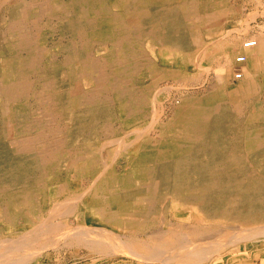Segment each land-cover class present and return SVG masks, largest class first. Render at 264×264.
<instances>
[{
    "label": "rangeland",
    "instance_id": "374dc122",
    "mask_svg": "<svg viewBox=\"0 0 264 264\" xmlns=\"http://www.w3.org/2000/svg\"><path fill=\"white\" fill-rule=\"evenodd\" d=\"M0 1L4 3L3 5L0 2L2 4L0 5V88H5L6 85H10L9 83L13 84V82V85L18 86L17 91L15 90L16 92H14L17 98L15 97V94H13V96L9 98L6 93L2 94L4 93V89L0 92V187L2 188H0V196H2V198L0 197V200H3L0 202V241L8 242L9 244V238L11 236L13 240L11 239L10 243H14L16 240H20L24 238L25 235H28L30 233V229L38 226V223H42V220L43 223L46 222V225H49L50 221L52 222V220L55 222V225L53 224L54 236L51 235L54 238L51 236L50 238H57L55 239L56 241L54 242L53 246H51L52 244L50 243H46L48 241L46 240L48 239V232L41 235L42 237L44 236V238L41 239L43 243L40 241H38L39 243H37L36 241L34 244L27 241V244L28 242L30 244L25 245L31 250L28 248L27 251L26 249L25 251L28 252V250H30V256L26 259L27 261H24V263L22 264H27V262L28 264H162L164 263V258L161 256H159V258L161 257V259L158 258L156 260L157 262L153 259H151L150 261V259H148V256L143 257L144 253L141 251H137L138 255H135V253H131L130 255V251L128 250V252L127 249H124V246L126 244L128 245L127 241L129 240H134L138 243H143L145 242V240L146 242H150L152 241V237L156 236V234H163L161 232V229L166 231L167 228H173V226V229L176 230H174L176 233V237L183 238V240H181L180 242V245L182 246L183 244L185 246L186 243L190 246L191 249L196 241H200V243L208 242L202 244L203 246L205 244V247H209V245L210 247L211 245L215 246L217 245V243L220 244L224 242L225 239H227L226 237H228L227 235L230 234L231 231L238 232L241 229L251 228L249 226L251 224H242V222L236 220V218L231 219L233 218V214L226 217L216 216L217 214H212L216 209V206H208V203L216 195L208 192V197L206 198L205 193H203L204 190L202 189H204L207 185L208 187H213V184L211 182L217 180L228 182L226 187H231L235 190V199L237 201L244 199V205L251 204L252 210L249 213L252 214L251 219L256 220V222L252 224H256L257 227L259 226V224L260 226L264 225V215L262 214V212L264 213V210L260 208L259 204L257 203L261 199H263L264 201V146H261V148L259 147L254 150L255 153H253V150L252 152L249 151L250 149L247 151L244 144L245 138H243L242 136L244 132H248L249 134H256L254 137H248V141H250V138L257 140V137H261L264 132V67L261 68V70L259 69V73L255 74L256 78L254 77V79L256 84L254 87L251 86V88H248L249 90H245L243 92L240 90L237 91V94L235 93V88H240L241 86L244 87V82L242 80L243 77H250L249 74L246 76L244 70L240 66L236 67L237 64H239L240 61V63L247 64L251 60H253L257 54V49L255 47L250 48L249 50H247L248 53H245L244 49L242 48L243 41L252 39V36L258 37L262 34V36H264V0H122V2L121 0H104V2L103 0H53V2L52 0ZM6 2L9 4H7ZM178 3L179 5H177ZM154 4L156 5L154 6ZM165 6L167 7L165 8ZM163 7L164 9H162ZM102 8H104L105 10H103ZM115 8L117 9V13ZM212 8H214L215 10ZM9 9L11 10L8 12ZM48 9L50 10L49 12ZM38 10L41 12H39ZM134 10H138L139 12ZM141 12H143V14ZM126 14L128 16H126ZM44 15L46 16V18ZM132 15L135 16L133 17ZM40 16L42 18H40ZM235 17L237 19H234ZM67 18L68 21L66 20ZM108 19H111L110 22ZM126 19L128 22L126 21ZM88 20L91 24H88ZM107 20L109 23L107 22ZM134 21L137 22L135 23ZM192 22L194 23L192 24ZM120 24L124 25H122L121 27ZM140 24L143 26H140ZM90 25L92 28L90 27ZM215 26H218L219 29ZM96 28H101V30H98L99 32H101V34L97 33ZM105 32L107 35L105 34ZM88 33L90 35H88ZM103 37H106L107 40ZM213 37L215 39H221L223 37L226 39L227 43L230 41L228 43V51L229 53L234 54V56L232 55L233 58L231 57V60L233 59L231 62V64L233 63V69L231 72V76L225 84L226 88H223V85L219 86V83L214 78L218 76V72H220L219 69L221 65L219 64L222 60L219 61V57H216L218 56V54H215L216 56H214L217 61L216 59H213V57L206 58L207 52L211 48V46H208V43L212 44L213 41L211 40H217H215ZM200 38L201 40H199ZM192 39L194 41H192ZM230 39L235 41H232ZM136 40L139 41L137 42ZM114 41L118 42V44ZM83 42L84 44H86L83 45ZM124 42L126 44H124ZM30 43L32 44V46ZM112 45L114 48L112 47ZM163 45L165 47H163ZM37 47L40 50L37 49ZM70 47H72L73 49ZM203 49H205L204 52ZM30 52L33 54L35 53L34 60L38 57L36 60L37 63H31V58L29 56L31 55ZM99 52H102L103 54ZM36 54H38V56ZM86 54L88 55L85 57ZM200 54L201 56L203 55V57H200ZM245 54L246 61H244ZM21 59L23 60L22 63H20ZM67 59H69L70 61L64 65L63 62H65ZM207 59L210 60L208 61ZM191 60L192 62L194 60V65ZM8 61L10 62L8 63ZM125 63L127 64L125 65ZM207 64H209L210 66ZM84 66L88 68L86 69ZM79 68L82 70L79 71ZM200 72L203 73L201 74ZM25 73L28 74L27 77V74ZM46 76L49 77L46 78ZM197 76H199L200 78H197ZM90 77H92L93 79ZM108 80H111V83ZM122 84L124 86H122ZM210 84H212L211 87ZM23 89L25 90L23 91ZM215 90L216 93L219 90L221 91V93L223 92L221 96V98L223 99L221 100L222 105L214 106V108L223 107V110L221 111L223 113H227V110L230 108H234L237 111V113L235 114V121L233 123L228 124L222 122L219 126V128L224 129V133H226L223 136L216 137V143H213L215 146L217 145V147L223 145V150L219 155L213 151L215 150V146L214 148H209V138H207L208 135L204 133L205 130H207V127H205L206 123H204L203 120H205V117L208 114L207 111L203 109V113L202 111L197 112L200 110L201 103L202 105H204L205 98H209L210 94H212V92H214ZM231 93H235V96L232 97ZM22 94H24V97L21 96ZM35 94L36 96H34ZM45 94L47 96H45ZM109 97L111 100H113H107V98ZM229 98L231 99L229 100ZM95 101L98 103H96ZM87 103H89L88 106ZM64 104L66 105L64 106ZM194 104L196 105L194 106ZM62 107L66 108L63 109ZM70 110L72 113L70 112ZM54 112L56 113V115ZM188 113L190 115H193V117L191 119V122L186 123L188 117L185 116H187ZM69 115L72 116L70 117ZM25 116H27L28 118ZM19 117L22 120H20ZM43 117L45 119H43ZM197 117H199L198 123L196 122ZM16 118L18 120H16ZM42 123L43 125H41ZM49 126H54L57 133L53 135L48 134L50 132ZM68 128L70 129L68 130ZM136 128L138 129L136 130ZM132 130H136V133ZM128 131H130L131 134H129L130 132ZM188 131L190 133V136L188 135L186 137L185 135ZM127 132L129 135H127ZM176 132L178 135L176 134ZM134 133L138 134L134 135ZM173 134L176 135L174 136ZM123 135L124 137H122ZM156 136L159 137L157 138ZM130 138L137 139L131 140L133 145L131 147L128 146L125 148L126 143L124 144V142H128ZM261 139L264 140V137H261ZM153 140L155 142H153ZM98 141L99 143L105 142V144L103 143V146L102 144H100L99 148ZM133 141L135 142L133 143ZM58 142L59 146H63L55 147L54 144L56 143L58 145ZM163 142L169 144V151H172L171 155L166 156V154L158 153V149L160 148L158 147V143H160L161 145ZM205 142L207 151H203L204 147L202 146V144L204 143L205 146ZM118 143H120L119 147ZM53 147L54 149H52ZM58 150L60 152H58ZM101 151L103 153H100ZM120 151L122 154L120 153ZM117 152L120 154H118ZM74 153H78L80 156H82L83 161L80 160L79 155L78 157H76L77 161L75 157L72 158ZM104 153L105 155H107L106 157L108 160H106ZM42 154L44 155V157ZM99 154L102 157H100ZM115 154L118 155L116 156ZM229 156L230 158H234V161H238V163L235 164V166H237L234 169L235 173L231 176H228L226 174V171H228V167L230 164V159H227ZM101 158H104L105 160L102 162L103 159ZM110 158H112L113 161ZM131 158L135 159L133 164L132 162H130L133 161V159ZM88 159L90 160L88 161ZM70 160L74 161L72 165H66L68 161L69 163L71 162ZM40 161L43 163H41ZM88 162L89 164L87 165ZM101 163H104V169L103 166H101ZM161 166L170 167L168 169H164V171L163 169H161ZM207 166L208 168H206ZM215 166H218L219 170H215L213 168ZM200 167H204L203 170L205 171H201ZM124 170L128 171L126 172ZM147 170L150 171L147 172ZM78 171L81 173H79ZM123 173L126 175V177ZM78 175H80V177ZM87 177L91 180H89ZM108 177L112 178V182L106 186L107 188H109L104 189L100 184H98L99 186H97V188L108 191L99 193V195L103 196V198L108 197L111 193L113 195H116L113 197L114 199L112 198V201H110L111 199L109 198H107L106 200L104 199L105 201L103 200V206L107 211H109L107 213H110L109 215L113 214V216L111 217L114 218L110 217L111 220H109L107 216H98V214L94 210L92 211V209H88L90 200H87L86 197L83 196L90 188H92L93 190L96 182H106V179ZM114 178L117 182L114 180ZM35 179H37L36 182ZM149 179L150 181H148ZM108 181L109 180H107V182ZM202 184H205V186H202ZM79 186L81 187L79 188ZM110 186L114 188V191L113 188H110ZM20 187L23 188L21 189ZM197 187L199 188L197 189ZM44 188L47 190H45ZM182 188H184L183 191H181ZM185 188H187L186 191ZM82 192L86 193L81 195ZM127 195L129 197H127ZM68 196H70V198ZM117 196H119V198ZM124 196L126 198H124ZM199 197H201L202 200H200ZM103 198L100 197L99 200ZM41 199L43 200V202ZM184 200L186 203L183 202ZM127 201L130 202L128 203ZM131 202L133 203V205L131 204ZM171 205L173 206L171 207ZM73 206H75L74 209ZM70 207H72V211ZM51 209L53 210L51 214H56V216H52L50 214V212L52 211ZM49 210L51 211L49 212ZM188 210L190 213L188 212ZM48 212L50 214V217ZM61 213H63L65 217ZM59 214L61 215L58 216ZM45 215L47 217H45ZM158 215L159 217H157ZM105 217H107V220L105 219ZM140 219H143L144 221L142 220L140 222ZM48 220L50 221L47 222ZM114 220H124L127 223H125L123 226H117L113 223ZM148 220L150 221L148 222ZM56 221L62 222L61 224L58 222L57 225ZM138 221L140 223L137 224ZM135 222L137 225L135 224ZM9 224L11 225L9 226ZM42 224H40L39 226H42ZM56 225L57 227L55 228ZM59 225L62 226L61 229L58 228ZM94 226L100 229H95ZM118 227H120V229ZM200 227L202 228V232L198 230L200 229ZM192 228H196V231L198 230L197 232L199 233L201 232L200 234L198 233V236L196 235L198 238L195 237V239L197 240H194V237L192 239V236L190 237V235H192L191 233L187 236V234H189V232L193 230ZM80 229H84L86 233L91 235L95 233L94 235L97 237H95L94 235H89V237H93L92 239L90 238L93 241L98 240L97 238L100 237L98 236V234H101L102 230L103 232L106 231V234H102H104L105 236H109H107L108 241L103 247L104 249L106 247L107 250L105 249V252L107 251V254L110 252L109 254L111 255H107L105 253L103 254L104 251L101 250L104 249L102 248H100L101 250L98 248H91V250L93 249V251L90 252V248L85 247L86 243H82L79 241L80 244H78V240H73L72 236L68 235L72 234L73 231ZM138 230L140 232H138ZM18 233H20L21 235ZM118 233L121 235H118ZM152 233H154L155 235H153ZM73 235L76 236L77 234L75 233ZM123 235L127 236L128 238H122ZM68 236H70L72 239H68ZM86 238H88V236H86ZM110 239H112V241ZM67 240L69 241L67 242ZM124 240L126 244L124 243L123 246ZM36 243L37 245L39 244L38 247H36ZM75 243H77V245ZM151 243L153 244V241L150 242V244ZM263 244L264 237L251 239L248 241L245 240L241 243H238L237 245L233 244L225 248H218V251L214 249L212 251H214L215 253H211L209 255L207 254L206 256L208 257H204L205 260L203 261H206L205 264H238L237 262H242V264H264ZM33 245L35 247L31 248L33 247ZM202 245L200 246L203 247ZM39 246L42 247L40 248ZM103 255L106 256L104 257ZM31 256L33 258H31ZM8 259L9 261L13 259V255ZM159 261H161V263ZM174 261H176L175 258ZM174 261L173 264H178ZM204 262L201 263L203 264Z\"/></svg>",
    "mask_w": 264,
    "mask_h": 264
},
{
    "label": "bare ground",
    "instance_id": "6f19581e",
    "mask_svg": "<svg viewBox=\"0 0 264 264\" xmlns=\"http://www.w3.org/2000/svg\"><path fill=\"white\" fill-rule=\"evenodd\" d=\"M6 1V0H5ZM45 1V0H44ZM44 1H42V2H44ZM126 1V0H125ZM136 1V0H135ZM173 1V0H172ZM1 2V1H0ZM9 2V1H8ZM52 2H53V0H52ZM95 2V1H94ZM103 2H104V0H103ZM102 2V3H103ZM112 2V1H111ZM121 2H122V0H121ZM155 2V1H154ZM160 2V1H159ZM2 3V2H1ZM0 3V5H4V3H2L1 4ZM7 3V2H6ZM17 3V2H16ZM108 3H110V2H108ZM133 3V2H132ZM169 3V2H168ZM7 4H9V3H7ZM96 4V3H95ZM115 4V3H114ZM122 4H124V3H122ZM135 4V3H134ZM164 4H166V3H164ZM182 4V3H181ZM24 5V4H23ZM107 5V4H106ZM156 4H154V6H155ZM159 5V4H158ZM177 5H179V3L177 4ZM176 5V6H177ZM214 5V4H213ZM212 5V6H213ZM221 5V4H220ZM59 6V5H58ZM65 6V5H64ZM103 6V5H102ZM147 6V5H146ZM151 6V5H150ZM170 6H172V5H170ZM37 7V6H36ZM44 7V6H43ZM66 7V6H65ZM107 7V6H106ZM131 7V6H130ZM162 7V6H161ZM167 6H165V8H166ZM183 7V6H182ZM182 7H181V9H182ZM45 8V7H44ZM136 8V7H135ZM148 8V7H147ZM177 8H179V7H177ZM12 9V8H11ZM11 9H9L8 10V12L11 10ZM30 9V8H29ZM80 9V8H79ZM100 9V8H99ZM103 10H105L104 8H102ZM116 9V8H115ZM130 9V8H129ZM129 9H127V10H129ZM137 9V8H136ZM159 9V8H158ZM162 9H164V7L162 8ZM212 9H214V8H212ZM32 10H33V8H32ZM42 10V9H41ZM133 10V9H132ZM141 10V9H140ZM215 10V9H214ZM7 11V10H6ZM28 11V10H27ZM39 11V10H38ZM50 10L48 9V12H49ZM57 11H59V10H57ZM98 11V10H97ZM134 11H138V10H134ZM142 11V10H141ZM146 11H147V9H146ZM218 11V10H217ZM24 12V11H23ZM39 12H41V11H39ZM54 12V11H53ZM61 12V11H60ZM111 12V11H110ZM139 12V11H138ZM145 12V11H144ZM212 12H213V10H212ZM35 13H36V11H35ZM65 13V12H64ZM116 13H117V9H116ZM136 13V12H135ZM142 14H143V12H141ZM195 13H196V10H195ZM224 13V12H223ZM39 14V13H38ZM63 14V13H62ZM81 14V13H80ZM101 14V13H100ZM112 14V13H111ZM124 14V13H123ZM154 14V13H153ZM7 15V14H6ZM48 15V14H47ZM58 15V14H57ZM57 15H55V16H57ZM66 15V14H65ZM64 15V16H65ZM72 15V14H71ZM76 15H78V14H76ZM82 15H83V12H82ZM88 15V14H87ZM97 15V14H96ZM103 15H105V14H103ZM151 15V14H150ZM159 15H161V14H159ZM234 15V14H233ZM232 15V16H233ZM45 16V15H44ZM91 16V15H90ZM126 16H128L127 14H126ZM133 16V15H132ZM135 16V15H134ZM133 16V17H134ZM153 16V15H152ZM196 16H198V15H196ZM204 16V15H203ZM222 16V15H221ZM37 17V16H36ZM62 17V16H61ZM86 17V16H85ZM124 17V16H123ZM122 17V18H123ZM142 17H143V15H142ZM149 17H151V16H149ZM25 18V17H24ZM40 18H42L41 16H40ZM45 18H46V16H45ZM57 18V17H56ZM66 18V17H65ZM65 18H63V19H65ZM87 18V17H86ZM90 18V17H89ZM116 18H118V17H116ZM159 18V17H158ZM201 18H202V16H201ZM7 19V18H6ZM37 19V18H36ZM35 19V20H36ZM60 19V18H59ZM62 19V18H61ZM136 19V18H135ZM152 19H153V17H152ZM234 19H237L236 17L234 18ZM41 20V19H40ZM58 20V19H57ZM67 21H68V18L66 19ZM101 20V19H100ZM103 20V19H102ZM109 20V19H108ZM108 20H107V22H108ZM111 20V19H110ZM110 20H109V22H110ZM112 20H113V18H112ZM114 20H115V17H114ZM134 20V19H133ZM201 20V19H200ZM199 20V21H200ZM25 21V20H24ZM31 21V20H30ZM30 21H29V23H30ZM55 21V20H54ZM82 21H84V20H82ZM90 21H93V20H90ZM126 21H127V19H126ZM131 21H132V19H131ZM141 21V20H140ZM2 22H3V20H2ZM35 22V21H34ZM75 22V21H74ZM88 22V24L90 23L89 22V20L87 21ZM95 22V21H94ZM102 22V21H101ZM108 22V23H109ZM122 22V21H121ZM120 22V23H121ZM128 22V21H127ZM126 22V23H127ZM135 23L137 22V21H134ZM155 22V21H154ZM191 22V21H190ZM238 22V21H237ZM5 23V22H4ZM51 23V22H50ZM62 23V22H61ZM72 23V22H71ZM80 23V22H79ZM86 23V22H85ZM125 23V22H124ZM150 23V22H149ZM153 23V22H152ZM162 23H164V22H162ZM194 22H192V24H193ZM201 23V22H200ZM43 24V23H42ZM49 24V23H48ZM56 24V23H55ZM59 24H60V22H59ZM91 24V23H90ZM134 24V23H133ZM132 24V25H133ZM151 24V23H150ZM199 24V23H198ZM202 24V23H201ZM38 25V24H37ZM47 25V24H46ZM52 25V24H51ZM70 25V24H69ZM76 25V24H75ZM74 25V26H75ZM99 25V24H98ZM109 25V24H108ZM121 25V24H120ZM122 25H124V24H122ZM122 25H121V27H122ZM148 25V24H147ZM146 25V26H147ZM194 25H196V24H194ZM233 25H235V24H233ZM30 26V25H29ZM77 26V25H76ZM114 26V25H113ZM140 26H143V25H141L140 24ZM197 26H199V25H197ZM207 26V25H206ZM37 27V26H36ZM90 27H91V25H90ZM89 27V28H90ZM100 27V26H99ZM120 27V26H119ZM127 27V26H126ZM134 27V26H133ZM144 27H145V25H144ZM194 27V26H193ZM196 27V26H195ZM215 27H218V26H215ZM214 27V28H215ZM32 28H34V27H32ZM71 28V27H70ZM85 28H86V26H85ZM92 28V27H91ZM124 28V27H123ZM130 28V27H129ZM136 28V27H135ZM188 28H190V27H188ZM199 28V27H198ZM209 28V27H208ZM207 28V29H208ZM211 28V27H210ZM31 29V28H30ZM49 29V28H48ZM97 29V28H96ZM101 30V28H98L96 31H97V33L98 34H101V32H99L98 30ZM112 29H114V28H112ZM111 29V30H112ZM116 29V28H115ZM206 29V30H207ZM218 29H219V27H218ZM51 30H53V29H51ZM56 30V29H55ZM54 30V31H55ZM74 30V29H73ZM72 30V31H73ZM84 30V29H83ZM109 30H110V27H109ZM123 30V29H122ZM139 30V29H138ZM141 30V29H140ZM191 30V29H190ZM197 30H199V29H197ZM204 30H205V28H204ZM34 31H36V30H34ZM39 31V30H38ZM75 31V30H74ZM93 31V30H92ZM116 31H118V30H116ZM128 31H132V30H128ZM217 31V30H216ZM40 32V31H39ZM109 32V31H108ZM139 32V31H138ZM146 32V31H145ZM207 32V31H206ZM218 32V31H217ZM259 32V31H258ZM34 33V32H33ZM53 33V32H52ZM72 33H74V32H72ZM90 33H93V32H90ZM137 33V32H136ZM195 33V32H194ZM211 33V32H210ZM209 33V34H210ZM215 33V32H214ZM214 33H213V35H214ZM224 33V32H223ZM40 34V33H39ZM96 34V33H95ZM105 34H106V32H105ZM117 34V33H116ZM128 34V33H127ZM139 34V33H138ZM143 34H144V32H143ZM199 34V33H198ZM208 34V35H209ZM226 34V33H225ZM73 35V34H72ZM88 35H90L89 33H88ZM94 35V34H93ZM107 35V34H106ZM129 35V34H128ZM201 35V34H200ZM206 35V34H205ZM227 35V34H226ZM263 35V34H262ZM258 36V37H254V36H252L253 38L252 39H249V40H246V41H243V43H242V48L244 49V51H245V53H248V51L247 50H249L250 48H253V47H255L256 49H257V54H256V56H255V58L253 59V60H251L249 63H240L239 62V64H237V66L236 67H238V66H240L243 70H244V73L246 74V76L249 74L250 75V77L248 78V77H243V84H244V87L243 86H241L240 88H235L236 89V94H237V91H245V90H249L248 88H251V86H255V79H254V77L256 76L255 74H257V73H259V69L261 70V68H263L264 67V36ZM66 36V35H65ZM97 36V35H96ZM131 36H132V34H131ZM136 36H137V34H136ZM193 36V35H192ZM192 36H190V37H192ZM221 36V35H220ZM225 36V35H224ZM223 36V37H224ZM72 37V36H71ZM84 37V36H83ZM92 37V36H91ZM100 37V36H99ZM134 37V36H133ZM139 37V36H138ZM138 37H137V39H138ZM204 37V36H203ZM217 37V36H216ZM219 38V39H215L214 37V39L216 40V41H214V40H211V41H213L212 42V44H210V43H208L209 45L208 46H211V48H210V50L207 52V55H206V58L207 57H213V59H216V58H214V56H216L215 54H218V56H216V57H219V61L220 60H222L221 61V63L219 64V65H221L220 66V72H218L219 74H218V76H216V77H214L216 80H217V82L219 83V86H222L223 85V88H226L225 87V84L227 83V80L229 79V77L231 76V72H232V64H231V62H232V60H231V57L233 58V56H234V54H231V53H229V51H228V43L230 42H228L227 43V41H226V39L225 38ZM234 37V36H233ZM244 37V36H243ZM32 38H33V36H32ZM103 38H106V37H103ZM199 38V37H198ZM210 38V37H209ZM212 38V37H211ZM230 38V37H229ZM26 39V38H25ZM69 39V38H68ZM67 39V40H68ZM124 39V38H123ZM158 39V38H157ZM194 39V38H193ZM192 39V41H194ZM61 40V39H60ZM74 40V39H73ZM102 40V39H101ZM105 40V39H104ZM106 40H107V38H106ZM110 40V39H109ZM149 40V39H148ZM199 40H201V38L199 39ZM203 40V39H202ZM207 40V39H206ZM230 40H232V39H230ZM66 41V40H65ZM93 41V40H92ZM137 42L139 41V40H136ZM147 41V40H146ZM232 41H235V40H232ZM237 41V40H236ZM37 42V41H36ZM39 42V41H38ZM74 42H76V41H74ZM82 42V41H81ZM115 42V41H114ZM126 42H128V41H126ZM191 42V41H190ZM202 42V41H201ZM207 42V41H206ZM209 42H210V40H209ZM102 43V42H101ZM115 43H117L118 44V42H115ZM146 43V42H145ZM237 43H239V42H237ZM236 43V44H237ZM31 44V43H30ZM29 44V45H30ZM40 44V43H39ZM62 44V43H61ZM86 44V43H85ZM84 44V42H83V45H85ZM95 44V43H94ZM98 44V43H97ZM104 44V43H103ZM111 44V43H110ZM120 44V43H119ZM124 44H126L125 42H124ZM193 44V43H192ZM244 44V45H243ZM67 45V44H66ZM121 45V44H120ZM165 45V44H164ZM163 45V47H165ZM31 46H32V44H31ZM71 46V45H70ZM73 46H74V44H73ZM77 46V45H76ZM80 46V45H79ZM92 46H93V44H92ZM92 46H90V47H92ZM162 46V45H161ZM199 46V45H198ZM207 46V47H208ZM57 47H58V45H57ZM63 47V46H62ZM85 47V46H84ZM95 47H97V46H95ZM112 47H113V45H112ZM162 47V48H163ZM31 48V47H30ZM35 48V47H34ZM70 48H72V47H70ZM76 48V47H75ZM114 48V47H113ZM204 48V47H203ZM37 49H39L38 47H37ZM73 49V48H72ZM108 49V48H107ZM195 49V48H194ZM202 49V48H201ZM40 50V49H39ZM62 50V49H61ZM98 50V49H97ZM196 50V49H195ZM204 50L205 49H203V52H204ZM28 51V50H27ZM37 51V50H36ZM83 51V50H82ZM162 51V50H161ZM202 51V50H201ZM200 51V52H201ZM33 52V51H32ZM34 52H35V50H34ZM78 52V51H77ZM102 52H104V51H102ZM102 52H99V53H102ZM166 52V51H165ZM169 52V51H168ZM184 52V51H183ZM187 52V51H186ZM199 52V53H200ZM202 52V53H203ZM28 53V52H27ZM31 53V52H30ZM37 53H39V52H37ZM61 53V52H60ZM82 53V52H81ZM106 53V52H105ZM24 54H25V52H24ZM35 54V53H34ZM34 54L33 53H31V55H29L30 56V58H31V63L32 64H35V62H36V60H37V58L34 60ZM73 54H74V52H73ZM103 54V53H102ZM167 54V53H166ZM206 54V53H205ZM16 55V54H15ZM15 55H12V56H15ZM21 55V54H20ZM37 56H38V54H36ZM88 54H86L85 55V57L87 56ZM90 55V54H89ZM116 55V54H115ZM233 55V56H232ZM241 55V54H240ZM24 56V55H23ZM66 56V55H65ZM78 56H80V55H78ZM198 56V55H197ZM17 57V56H16ZM72 57V56H71ZM76 57V56H75ZM103 57V56H102ZM107 57H109V56H107ZM164 57V56H163ZM170 57V56H169ZM179 57V56H178ZM180 57H181V55H180ZM200 57H203V55L201 56V54H200ZM199 57V58H200ZM4 58V57H3ZM198 58V59H199ZM244 58H245V60L244 61H246V54L244 55ZM6 59V58H5ZM99 59H101V58H99ZM102 59H104V58H102ZM177 59V58H176ZM195 59V58H194ZM28 60V59H27ZM74 60V59H73ZM131 60V59H130ZM208 60V59H207ZM206 60V61H207ZM210 60V59H209ZM208 60V61H209ZM1 61V60H0ZM22 59L20 60V63H22ZM65 61V60H64ZM70 60L69 59H67L65 62H63L64 63V65L65 64H67L68 62H69ZM216 61H217V59H216ZM243 61V60H242ZM7 62V61H6ZM6 62H4V63H6ZM10 61H8V63H9ZM102 62H103V60H102ZM105 62V61H104ZM129 62V61H128ZM191 62H192V60H191ZM193 62H194V60H193ZM192 62V63H193ZM37 63V62H36ZM98 63H100V62H98ZM181 63V62H180ZM198 63V62H197ZM206 63V62H205ZM209 63V62H208ZM219 63V62H218ZM73 64V63H72ZM106 64V63H105ZM127 63H125V65H126ZM211 64H212V62H211ZM111 65V64H110ZM193 65H194V63H193ZM197 65H199V64H197ZM207 65H209V64H207ZM1 66V65H0ZM8 66V65H7ZM11 66V65H10ZM18 66V65H17ZM20 66V65H19ZM196 66V65H195ZM210 66V65H209ZM234 66V67H235ZM5 67H6V65H5ZM85 67V66H84ZM83 67V68H84ZM91 67V66H90ZM105 67V66H104ZM109 67H111V66H109ZM205 67V66H204ZM217 67V66H216ZM223 67V68H222ZM86 69L88 68V67H85ZM19 69V68H18ZM104 69V68H103ZM205 69V68H204ZM203 69V70H204ZM0 70H1V68H0ZM80 70H82V69H80L79 68V71ZM85 70V69H84ZM109 70V69H108ZM183 70V69H182ZM44 71V70H43ZM86 71V70H85ZM90 71H91V69H90ZM104 71V70H103ZM135 71V70H134ZM153 71V70H152ZM218 71V70H217ZM1 72V71H0ZM174 72V71H173ZM172 72V73H173ZM3 73V72H2ZM21 73V72H20ZM81 73V72H80ZM151 73V72H150ZM171 73V74H172ZM175 73H176V71H175ZM199 73V72H198ZM197 73V74H198ZM201 73V72H200ZM203 73V72H202ZM201 73V74H202ZM15 74V73H14ZM22 74V73H21ZM25 74H27V73H25ZM40 74V73H39ZM106 74V73H105ZM109 74V73H108ZM126 74V73H125ZM145 74H147V73H145ZM111 75V74H110ZM193 75V74H192ZM200 75V74H199ZM4 76V75H3ZM28 76V74L26 75V77ZM35 76V75H34ZM51 76V75H50ZM89 76V75H88ZM101 76V75H100ZM99 76V77H100ZM112 76V75H111ZM116 76V75H115ZM23 77H24V75H23ZM47 77H49V76H46V78ZM52 77V76H51ZM54 77V76H53ZM75 77V76H74ZM98 77V76H97ZM119 77V76H118ZM172 77V76H171ZM199 76H197V78H198ZM210 77V76H209ZM242 77V76H241ZM240 77V78H241ZM78 78V77H77ZM90 78H92V77H90ZM89 78V79H90ZM109 78V77H108ZM116 78V77H115ZM122 78V77H121ZM120 78V79H121ZM200 78V77H199ZM213 78V79H214ZM256 78V77H255ZM1 79V78H0ZM14 79V78H13ZM27 79V78H26ZM75 79V78H74ZM88 79V80H89ZM93 79V78H92ZM96 79H98V78H96ZM117 79V78H116ZM10 80V79H9ZM16 80V79H15ZM22 80V79H21ZM29 80V79H28ZM33 80V79H32ZM37 80V79H36ZM30 81V80H29ZM51 81V80H50ZM104 81V80H103ZM102 81V82H103ZM109 81V80H108ZM111 81V80H110ZM109 81V82H110ZM117 81V80H116ZM128 81V80H127ZM8 82V81H7ZM16 82V81H15ZM32 82V81H31ZM4 83V82H3ZM111 83V82H110ZM7 84V83H6ZM10 85H6L5 86V88H0V92L4 89V93H2V94H5L6 93V95L8 96V98L9 97H11V96H13V94H15L14 92H16L17 91V88H18V86H16V85H13L14 84V82H13V84H11V83H9ZM55 84V83H54ZM53 84V85H54ZM213 84V83H212ZM212 84H210V87H211V85ZM217 84V83H216ZM87 85V84H86ZM86 85H85V87H86ZM98 85V84H97ZM102 85V84H101ZM109 85V84H108ZM241 85V84H240ZM263 85H264V83H263ZM21 86V85H20ZM78 86V85H77ZM93 86V85H92ZM92 86H91V88H92ZM122 86H124L123 84H122ZM99 87V86H98ZM105 87H107V86H105ZM209 87V88H210ZM124 88V87H123ZM214 88V87H213ZM260 88H261V83H260ZM29 89V88H28ZM33 89H35V88H33ZM59 89V88H58ZM86 89V88H85ZM122 89V88H121ZM211 89V88H210ZM16 90V91H15ZM25 89H23V91H24ZM30 90V89H29ZM28 90V91H29ZM53 90H54V88H53ZM82 90V89H81ZM99 90V89H98ZM107 90V89H106ZM117 90V89H116ZM262 90V89H261ZM22 91V92H23ZM27 91V92H28ZM38 91V90H37ZM84 91V90H83ZM121 91V90H120ZM127 91V90H126ZM143 91V90H142ZM250 91H251V89H250ZM77 92V91H76ZM210 92V91H209ZM229 92V91H228ZM232 92V91H231ZM18 93V92H17ZM32 93H33V91H32ZM39 93V92H38ZM101 93V92H100ZM123 93H125V92H123ZM144 93V92H143ZM206 93V92H205ZM223 93V92H222ZM222 93H221V91L219 90L217 93H216V90L214 91V92H212V94H210V97L209 98H205V102H204V105H202V103H201V105H200V110H199V108H198V110L199 111H197V112H200V111H202V113H203V109H205L206 111H207V116L205 117V120H203V122L204 123H206V126L205 127H207V130H205V132L204 133H206V135H208V137L207 138H209V148H214V144L213 143H216V141H215V138L216 137H218V136H223L224 134H226V133H224V129H220L219 128V126L221 125V123L223 122H225V123H228V124H231V123H233L234 121H235V114L237 113V111H236V109H234V108H230V109H226L227 111V113H223V112H221L222 110H223V107H221V108H219V107H217V108H214V106H219V105H222V103H221V100L223 99V98H221V96H222ZM235 93H231V96L232 97H234L235 96ZM1 94V95H2ZM37 94V93H36ZM36 94L34 95V96H36ZM78 94V93H77ZM95 94V93H94ZM93 94V95H94ZM111 94H112V92H111ZM145 94V93H144ZM229 94V93H228ZM24 94H22L21 96H23ZM30 95H32V94H30ZM73 95V94H72ZM71 95V96H72ZM74 95H75V93H74ZM82 95V94H81ZM109 95V94H108ZM107 95V96H108ZM7 96H6V98H7ZM45 96H47L46 94H45ZM147 96V95H146ZM207 96V95H206ZM5 97V96H4ZM15 97H16V94H15ZM24 97V96H23ZM28 97V96H27ZM42 97V96H41ZM49 97V96H48ZM47 97V98H48ZM78 97V96H77ZM86 97V96H85ZM90 97V96H89ZM101 97V96H100ZM230 97V96H229ZM17 98V97H16ZM46 98V99H47ZM106 98V97H105ZM104 98V99H105ZM116 98V97H115ZM203 98V97H202ZM238 98V97H237ZM35 99V98H34ZM43 99H44V97H43ZM45 99V100H46ZM66 99V98H65ZM69 99V98H68ZM103 99V100H104ZM108 99H110V97L109 98H107V100ZM185 99V98H184ZM231 98H229V100H230ZM245 99V98H244ZM86 100V99H85ZM89 100V99H88ZM111 100V99H110ZM113 100V99H112ZM111 100V101H112ZM148 100V99H147ZM187 100V99H186ZM203 100V99H202ZM201 100V101H202ZM8 101H10V100H8ZM68 101V100H67ZM70 101V100H69ZM91 101V100H90ZM97 101V100H96ZM95 101V102H96ZM121 101V100H120ZM255 101V100H254ZM253 101V102H254ZM29 102V101H28ZM33 102V101H32ZM43 102V101H42ZM47 102V101H46ZM100 102V101H99ZM110 102V101H109ZM184 102H185V100H184ZM236 102V101H235ZM2 103V102H1ZM23 103V102H22ZM69 103V102H68ZM68 103H66V104H68ZM81 103H82V101H81ZM96 103H98V102H96ZM183 103V102H182ZM190 103V102H189ZM195 103V102H194ZM20 104H21V102H20ZM26 104V103H25ZM50 104V103H49ZM55 104V103H54ZM66 104H64V106L66 105ZM88 104L89 103H87V106H88ZM94 104V103H93ZM181 104V103H180ZM231 104V103H230ZM255 104V103H254ZM16 105V104H15ZM40 105V104H39ZM196 104H194V106H195ZM37 106V105H36ZM41 106V105H40ZM63 106V107H64ZM128 106V105H127ZM188 106V105H187ZM27 107V106H26ZM42 107V106H41ZM62 107V108H63ZM70 107V106H69ZM93 107V106H92ZM52 108V107H51ZM66 108V107H65ZM65 108H63V109H65ZM109 108V107H108ZM119 108H120V105H119ZM135 109V108H134ZM14 110V109H13ZM67 110V109H66ZM118 110V109H117ZM194 110V109H193ZM120 111H122V110H120ZM235 111V112H234ZM261 111H262V109H261ZM20 112V111H19ZM26 112V111H25ZM43 112V111H42ZM70 112H71V110H70ZM180 112V111H179ZM196 112V113H197ZM234 112V113H233ZM15 113V112H14ZM17 113H18V111H17ZM22 113V112H21ZM37 113V112H36ZM45 113V112H44ZM55 113V112H54ZM72 113V112H71ZM120 113H122V112H120ZM135 113V112H134ZM176 113H177V111H176ZM187 113V112H186ZM260 113V112H259ZM0 114H1V111H0ZM26 114V113H25ZM61 114V113H60ZM131 114V113H130ZM194 114V113H193ZM201 114V113H200ZM247 114V113H246ZM251 114V113H250ZM253 114V113H252ZM255 114V113H254ZM258 114V113H257ZM16 115V114H15ZM55 115H56V113H55ZM79 115V114H78ZM87 115V114H86ZM85 115V116H86ZM248 115V114H247ZM264 115V114H263ZM70 116V115H69ZM72 116V115H71ZM70 116V117H71ZM73 116H74V114H73ZM198 116V115H197ZM256 116V115H255ZM262 116V115H261ZM25 117H27V116H25ZM59 117V116H58ZM185 117H188L187 118V121H186V123L187 122H191L192 120V117H193V115H190L189 113H188V115L187 116H185ZM249 117V116H248ZM254 117V116H253ZM252 117V118H253ZM260 117V116H259ZM263 117V116H262ZM28 118V117H27ZM55 118V117H54ZM69 118V117H68ZM127 118V117H126ZM255 118V117H254ZM19 119H20V117H19ZM25 119V118H24ZM43 119H45L44 117H43ZM83 119V118H82ZM174 119V118H173ZM203 119H204V116H203ZM16 120H18L17 118H16ZM20 120H22V119H20ZM40 120V119H39ZM125 120V119H124ZM171 120V119H170ZM244 120V119H243ZM1 121V120H0ZM88 121V120H87ZM172 121V120H171ZM29 122H31V121H29ZM45 122V121H44ZM59 122V121H58ZM169 122V121H168ZM196 122L198 123L199 122V117H197V119H196ZM253 122V121H252ZM2 123V122H1ZM78 123V122H77ZM185 123V124H186ZM202 123V122H201ZM26 124V123H25ZM51 124V123H50ZM108 124V123H107ZM168 124V123H167ZM166 124V125H167ZM1 125V124H0ZM7 125V124H6ZM41 125H43V123L41 124ZM81 125V124H80ZM79 125V126H80ZM162 125H164V124H162ZM172 125H173V122H172ZM179 125V124H178ZM183 125V124H182ZM3 126V125H2ZM38 126V125H37ZM48 126V125H47ZM82 126V125H81ZM200 126H201V124H200ZM77 127V126H76ZM161 127V126H160ZM171 127H174V126H171ZM143 128V127H142ZM198 128V127H197ZM33 129V128H32ZM41 129V128H40ZM70 128H68V130H69ZM138 128H136V130H137ZM166 129V128H165ZM178 129V128H177ZM181 129V128H180ZM184 129V128H183ZM187 129V128H186ZM2 130V129H1ZM27 130V129H26ZM49 130H50V132L48 133V134H51V135H53V134H56L57 133V131H56V128L54 127V126H49ZM65 130V129H64ZM80 130H82V129H80ZM135 130V131H136ZM139 130H140V128H139ZM168 130V129H167ZM182 130V129H181ZM185 130V129H184ZM191 130V129H190ZM194 130V129H193ZM19 131V130H18ZM40 131V130H39ZM76 131V130H75ZM133 132H135L134 130H132ZM164 131V130H163ZM200 131H201V129H200ZM199 131V132H200ZM203 131V130H202ZM2 132V131H1ZM10 132H12V131H10ZM66 132H67V129H66ZM128 132H130V131H128ZM128 132H127V135H129V134H131V132L128 134ZM144 132H145V129H144ZM147 132V131H146ZM196 132V131H195ZM15 133V132H14ZM17 133V132H16ZM28 133V132H27ZM94 133V132H93ZM136 133V132H135ZM134 133V135H137V134H135ZM164 133V132H163ZM34 134H36V133H34ZM83 134V133H82ZM92 134V133H91ZM133 134V133H132ZM176 134H177V132H176ZM175 134V135H176ZM38 135V134H37ZM44 135V134H43ZM61 135V134H60ZM108 135V134H107ZM125 135V134H124ZM124 135L122 136V137H124ZM144 135V134H143ZM142 135V136H143ZM174 135V134H173ZM174 135V136H175ZM178 135V134H177ZM190 136V133H189V131L188 132H186V137L187 136ZM199 135V134H198ZM256 134H249L248 132H244L243 134H242V136H243V138H245V142H244V144H245V148L247 149V151L249 150V151H251L252 152V150L254 151V150H256L257 148H261V146H264V140H262L261 139V137H264V132H263V134H262V136L261 137H257V140H255V139H251L250 138V141H248V137H254ZM24 136V135H23ZM32 136V135H31ZM160 136V135H159ZM158 136V137H159ZM183 136V135H182ZM197 136V135H196ZM195 136V137H196ZM19 137H20V135H19ZM60 137V136H59ZM92 137V136H91ZM116 137V136H115ZM139 137V136H138ZM150 137V136H149ZM157 137V136H156ZM157 137V138H158ZM177 137V136H176ZM180 137V136H179ZM33 138V137H32ZM37 138V137H36ZM49 138V137H48ZM94 138V137H93ZM121 138V137H120ZM146 138V137H145ZM156 138V139H157ZM193 138V137H192ZM197 138V137H196ZM21 139V138H20ZM30 139V138H29ZM58 139V138H57ZM134 139H137V138H133V139H131L130 138V140L128 141V142H124V144H125V148L126 147H128V146H132L133 144H132V141L131 140H134ZM59 140V139H58ZM93 140H95V139H93ZM98 140H99V138H98ZM112 140V139H111ZM120 140V139H119ZM126 140H128V139H126ZM43 141V140H42ZM42 141H38V142H42ZM103 141V140H102ZM107 141V140H106ZM121 141V140H120ZM124 141V140H123ZM122 141V142H123ZM136 141V140H135ZM135 141H133V143L135 142ZM142 141V140H141ZM161 141H162V139H161ZM190 141V140H189ZM24 142V141H23ZM52 142V141H51ZM50 142V143H51ZM55 142V141H54ZM109 142V141H108ZM153 142H155L154 140H153ZM169 142V141H168ZM171 142V141H170ZM185 142H187V141H185ZM196 142V141H195ZM212 142V143H211ZM29 143V142H28ZM98 143H99V141H98ZM104 144H105V142H103ZM103 143H99V148H100V144H102V146L104 145ZM139 143H141V142H139ZM49 144V143H48ZM61 144V143H60ZM79 144V143H78ZM77 144V145H78ZM82 144V143H81ZM119 144L120 143H118V147H119ZM159 144V146L158 147H160L159 149H158V153L159 154H166V156L167 155H171V153H172V151H169V149H170V147H169V144L168 143H162L161 145H160V143H158ZM187 144V143H186ZM27 145V144H26ZM43 145V144H42ZM46 145V144H45ZM52 145V144H51ZM55 145V147L57 146H59V142H58V145L55 143L54 144ZM106 145H107V143H106ZM140 145V144H139ZM178 145H181V144H178ZM28 146V145H27ZM63 146V145H62ZM62 146H59V147H62ZM75 146V145H74ZM95 146V145H94ZM101 146V147H102ZM115 146V145H114ZM116 146H117V144H116ZM141 146V145H140ZM192 146V145H191ZM202 146L204 147V150L203 151H207L206 150V142H205V146H204V143L202 144ZM36 147V146H35ZM71 147V146H70ZM78 147V146H77ZM93 147V146H92ZM97 147V146H96ZM117 147V148H118ZM177 148V147H176ZM38 149V148H37ZM50 149V148H49ZM52 149H54V147L52 148ZM60 149V148H59ZM62 149V148H61ZM64 149V148H63ZM123 149V148H122ZM215 150H213L215 153H217L218 155L222 152V150H223V145L222 146H220V147H217V145L215 146V148H214ZM42 150V149H41ZM69 150V149H68ZM82 150V149H81ZM89 150H90V148H89ZM101 150V149H100ZM118 150V149H117ZM138 150V149H137ZM172 150V149H171ZM178 150V149H177ZM184 150V149H183ZM186 150V149H185ZM62 151V150H61ZM70 151V150H69ZM182 151V150H181ZM246 151V150H245ZM29 152V151H28ZM39 152V151H38ZM42 152V151H41ZM46 152H47V150H46ZM50 152V151H49ZM58 152H60L59 150H58ZM97 152V151H96ZM95 152V153H96ZM125 152V151H124ZM129 152V151H128ZM137 152V151H136ZM183 152V151H182ZM181 152V153H182ZM229 152V151H228ZM250 152V153H251ZM55 153V152H54ZM87 153V152H86ZM89 153V152H88ZM100 153H103L102 151L100 152ZM118 153V152H117ZM120 153H121V151H120ZM120 153H118V154H120ZM175 153H176V151H175ZM174 153V154H175ZM178 153H180V152H178ZM188 153V152H187ZM253 153H255V151L253 152ZM261 153V152H260ZM108 154V153H107ZM117 154V155H118ZM122 154V153H121ZM262 154H263V152H262ZM43 155V154H42ZM75 155V156H74ZM74 155L72 156V158H74L75 157V159H76V161H77V158L76 157H78V153H74ZM82 155H84V154H82ZM101 155H103V154H101ZM104 155H105V153H104ZM116 155V154H115ZM116 155V156H117ZM126 155V154H125ZM157 155V154H156ZM41 156V155H40ZM68 156V155H67ZM92 156H94V155H92ZM99 156H100V154H99ZM107 155H105V157H106ZM114 156V155H113ZM128 156H129V154H128ZM263 156H264V154H263ZM42 157V156H41ZM43 157H44V155H43ZM48 157V156H47ZM65 157V156H64ZM63 157V158H64ZM69 157V156H68ZM79 157H80V160L81 161H83L82 160V156H80L79 155ZM100 157H102V156H100ZM99 157V158H100ZM115 157V156H114ZM114 157H112V158H114ZM135 157H136V155H135ZM157 157V156H156ZM54 158V157H53ZM91 158V157H90ZM93 158V157H92ZM112 158H110L112 161H113V159ZM125 158V157H124ZM40 159V158H39ZM48 159V158H47ZM67 159V158H66ZM70 159V158H69ZM75 159H73V160H75ZM101 159H103L102 160V162L105 160L104 158H101ZM131 159H133V158H131ZM139 159V158H138ZM148 159V158H147ZM172 159V158H171ZM230 162V164H229V167H228V171H226V174L228 175V176H231L232 174H234L235 173V171H234V169L237 167V166H235V164L236 163H238V161H234V158H230V156L227 158ZM90 159H88V161H89ZM106 160H108L107 159V157H106ZM134 160L135 159H133V161H130V162H132V164H133V162H134ZM142 160V159H141ZM160 160V159H159ZM238 160V159H237ZM41 161H42V159H41ZM40 161V162H41ZM50 161V160H49ZM67 161V160H66ZM71 162L69 163V161L66 163V165H68L69 164V166H71L72 165V163L74 162V161H72V160H70ZM110 161V160H109ZM124 161V160H123ZM161 161V160H160ZM47 162V161H46ZM111 162V161H110ZM146 162V161H145ZM156 162V161H155ZM41 163H43V162H41ZM48 163V162H47ZM51 163V162H50ZM112 163V162H111ZM115 163V162H114ZM61 164H63V163H61ZM85 164V163H84ZM89 164V162L87 163V165ZM102 164V163H101ZM107 164H109V163H107ZM106 164V165H107ZM216 164V163H215ZM218 164V163H217ZM65 165V164H64ZM82 165V164H81ZM93 165V164H92ZM104 165V163L101 165V166H103ZM143 165V164H142ZM147 165V164H146ZM97 166V165H96ZM108 166V165H107ZM129 166V165H128ZM47 167V166H46ZM93 167V166H92ZM135 167V166H134ZM150 167V166H149ZM149 167H147V168H149ZM170 166H161V169H168ZM62 168V167H61ZM125 168V167H124ZM201 168V171H205V170H203V168L204 167H200ZM206 168H208V166L206 167ZM215 170H219V167L218 166H215V167H213ZM221 168V167H220ZM44 169V168H43ZM63 169V168H62ZM77 169V168H76ZM80 169V168H79ZM89 169V168H88ZM95 169V168H94ZM103 169H104V166H103ZM112 169H114V168H112ZM133 169V168H132ZM222 169V168H221ZM78 170V169H77ZM86 170H87V168H86ZM91 170V169H90ZM111 170V169H110ZM109 170V171H110ZM175 170V169H174ZM258 170V169H257ZM42 171H44V170H42ZM74 171H76V170H74ZM81 171H82V169H81ZM89 171V170H88ZM94 171V170H93ZM124 171H126V170H124ZM128 171V170H127ZM126 171V172H127ZM150 171V170H149ZM148 170H147V172H149ZM165 171V170H164ZM64 172H65V170H64ZM73 172V171H72ZM79 172V171H78ZM146 172V171H145ZM75 173V172H74ZM79 173H81V172H79ZM92 173V172H91ZM100 173V172H99ZM108 173V172H107ZM133 173V172H132ZM151 173V172H150ZM208 173V172H207ZM94 174H96V173H94ZM106 174V173H105ZM116 174V173H115ZM124 174V173H123ZM130 174V173H129ZM225 174V175H226ZM108 175V174H107ZM119 175V174H118ZM125 175V174H124ZM134 175V174H133ZM77 176V175H76ZM79 177H80V175H78ZM81 176H83V175H81ZM95 176V175H94ZM84 177H86V176H84ZM83 177V178H84ZM97 177V176H96ZM113 177V176H112ZM116 177V176H115ZM121 177H122V175H121ZM125 177H126V175H125ZM131 177V176H130ZM70 178H71V175H70ZM88 178V177H87ZM86 178V179H87ZM101 178V177H100ZM119 178V177H118ZM148 178H149V176H148ZM211 178V177H210ZM89 179V178H88ZM111 177H108L107 179H106V182L105 181H101V182H96V184H95V186H94V188H93V190H92V188H90L88 191H86V192H82L81 193V195L82 194H84V193H86V194H84L83 196L84 197H86V199L87 200H90V202H89V208L88 209H92V211L94 210L97 214H98V216L100 215V216H107L108 217V219L109 220H111L110 219V217L111 216H113V214L112 215H109L107 212H109V211H107L106 209H105V207L103 206V203H104V201L107 199V198H109V199H111L110 201H112V198L114 197V196H116V195H113L112 193L108 196V197H105V198H103V196H100L99 195V193H101V192H108V191H106V190H101V188H97V186H99L98 184H100L104 189L106 188V189H108L106 186L108 185V184H110L112 181H111ZM132 179V178H131ZM39 180V179H38ZM89 180H91V179H89ZM100 180V179H99ZM107 180H109L108 182H107ZM114 180L116 181V179L114 178ZM118 180V179H117ZM37 181V179H35V182ZM75 181V180H74ZM95 181V180H94ZM122 181V180H121ZM126 181V180H125ZM148 181H150V179L148 180ZM147 181V182H148ZM117 182V181H116ZM119 182V181H118ZM92 183V182H91ZM114 183V182H113ZM212 184H213V187H208V185L207 186H205V184H207V183H205V184H202V186H205V188L204 189H202V190H204V192L203 193H205V197L207 198L208 197V192H211V193H213L214 195H216L209 203H208V206H216V209L214 210V212L212 213V214H217L216 216H223V217H226V216H228V215H232L233 214V218H231V219H234V218H236V220H238V221H241L242 222V224H245V223H248V224H251V225H249L251 228H246V229H241V230H239L238 232H236V231H231L230 232V234H228L227 236L228 237H226L227 239H225L224 240V242H222V243H220V244H218L217 243V245H215V246H213V245H211V247H210V245H209V247L208 246H206L205 247V244H204V246L202 245L203 243H208V242H203V243H200V241H196V243L195 244H193V246L191 247V249H190V246L189 245H187L186 243H185V246H184V244H183V246L182 245H180V242H181V240H183V238L181 239V238H177L176 237V233H175V229H173L174 228V226H173V228L172 227H169V228H167L166 229V231L165 230H163V229H161L162 231V233L163 234H161V233H159V235H157L155 232V234H156V236H153V235H155L154 233H152L153 235V237H152V241H153V244L151 243L150 244V242H152V241H150V242H146V240H145V242H143V241H141V242H143V243H138L137 241H134V240H129V241H127L128 242V245L125 243V240L123 241V246H124V243L126 244L125 246H124V249H127V251L130 253V255H131V253H135V255L137 254V251H141V252H143L144 254H143V257L144 256H148V259H150V261H151V259H153V260H157L158 258H159V256H161V257H163L164 258V263L165 264H173V261H174V258H175V260L176 261H174V262H176V263H178V264H200L201 262H204L203 260H205L204 259V257H208V256H206L207 254L209 255V254H211V253H215L214 251H212V250H217L218 251V248H225V247H227V246H231V245H233V244H238V243H241L242 241H248V240H251V239H256V238H260V237H264V225L263 226H260V224H259V226L257 227V225L256 224H252V223H255L256 222V220H252L251 219V217H252V214L251 213H249L252 209H251V204H245L244 205V199H241V200H238V201H240V202H238L236 199H235V195H236V193H235V190L233 189V188H231V187H226V185H227V183L228 182H222V181H219V180H217V181H212L211 182ZM210 183V184H211ZM36 184V183H35ZM89 184V183H88ZM118 184H120V183H118ZM128 184V183H127ZM146 184V183H145ZM196 184V183H195ZM232 184V183H231ZM80 185V184H79ZM122 185H123V183H122ZM64 186V185H63ZM140 186V185H139ZM138 186V187H139ZM195 186V185H194ZM200 186V185H199ZM7 187V186H6ZM42 187H45V186H42ZM81 186H79V188H80ZM116 187V186H115ZM1 188V187H0ZM21 188V187H20ZM23 188V187H22ZM21 188V189H22ZM36 188V187H35ZM61 188V187H60ZM110 188H113V187H111L110 186ZM118 188V187H117ZM199 187H197V189H198ZM2 189V188H1ZM9 189V188H8ZM16 189V188H15ZM15 189H13V190H15ZM20 189V190H21ZM38 189V188H37ZM45 189V188H44ZM62 189V188H61ZM70 189V188H69ZM85 189V188H84ZM121 189V188H120ZM141 189V188H140ZM139 189V190H140ZM143 189V188H142ZM183 189L184 188H182V190L181 191H183ZM186 189L187 188H185V191H186ZM45 190H47V189H45ZM110 190V189H109ZM42 191V190H41ZM51 191V190H50ZM72 191V190H71ZM113 191H114V188H113ZM120 191V190H119ZM179 191V190H178ZM192 191V190H191ZM7 192V191H6ZM11 192V191H10ZM17 192V191H16ZM26 192V191H25ZM39 192V191H38ZM64 192V191H63ZM67 192H68V190H67ZM123 192V191H122ZM173 192V191H172ZM202 192V191H201ZM28 193V192H27ZM41 193V192H40ZM140 193H141V191H140ZM189 193H191V192H189ZM193 193H194V191H193ZM18 194V193H17ZM29 194V193H28ZM80 194V193H79ZM105 194V193H104ZM109 194V193H108ZM124 194V193H123ZM122 194V195H123ZM126 194H128V193H126ZM166 194V193H165ZM168 194V193H167ZM171 194V193H170ZM179 194H181V193H179ZM179 194H177V195H179ZM188 194V193H187ZM186 194V195H187ZM6 195V194H5ZM80 195V196H81ZM119 195V194H118ZM131 195V194H130ZM132 195H133V192H132ZM177 195H175V196H177ZM41 196H42V194H41ZM47 196V195H46ZM71 196V195H70ZM70 196H68L69 198H70ZM74 196V195H73ZM79 196V195H78ZM82 196V197H83ZM144 196V195H143ZM166 196V195H165ZM172 196H173V194H172ZM179 196H181V195H179ZM1 198H2V196H0ZM14 197V196H13ZM100 197L101 198H103V199H101V200H99L100 199ZM118 198H119V196H117ZM127 197H129L128 195H127ZM132 197V196H131ZM164 197V196H163ZM184 197H188V196H184ZM202 197H203V195H202ZM21 198V197H20ZM64 198V197H63ZM74 198V197H73ZM89 198V199H88ZM124 198H126L125 196H124ZM135 198V197H134ZM144 198V197H143ZM168 198V197H167ZM8 199H9V197H8ZM38 199H39V196H38ZM105 199V200H104ZM114 199V198H113ZM136 199V198H135ZM185 199V198H184ZM194 199V198H193ZM196 199V198H195ZM199 199L200 200H202L201 199V197H199ZM42 200V199H41ZM77 200V199H76ZM75 200V201H76ZM80 200V199H79ZM104 200V201H103ZM163 200V199H162ZM177 200V199H176ZM191 200V199H190ZM206 200V199H205ZM247 200V199H246ZM1 201H3V200H0V202ZM10 201V200H9ZM78 201V200H77ZM103 201V202H102ZM118 201V200H117ZM133 201V200H132ZM181 201H182V199H181ZM20 202V201H19ZM42 202H43V200H42ZM55 202V201H54ZM58 202V201H57ZM63 202H64V200H63ZM66 202V201H65ZM102 202V203H101ZM119 202V201H118ZM117 202V203H118ZM128 202V201H127ZM130 202V201H129ZM128 202V203H129ZM146 202V201H145ZM158 202V201H157ZM161 202V201H160ZM159 202V203H160ZM183 202H185V200L183 201ZM189 202V201H188ZM191 202V201H190ZM10 203V202H9ZM13 203V202H12ZM15 203V202H14ZM61 203V202H60ZM122 203V202H121ZM136 203V202H135ZM186 203V202H185ZM199 203V202H198ZM258 204H259V206H260V208H262L263 210H264V201H263V199H261L260 201H258L257 202ZM43 204V203H42ZM57 204H59V203H57ZM56 204V205H57ZM70 204V203H69ZM123 204V203H122ZM131 204L133 205V203L131 202ZM140 204V203H139ZM169 204V203H168ZM124 205V204H123ZM126 205V204H125ZM149 205V204H148ZM181 205V204H180ZM198 205V204H197ZM8 206V205H7ZM60 206V205H59ZM70 206V205H69ZM105 206H107V205H105ZM131 206V205H130ZM138 206H141V205H138ZM165 206V205H164ZM173 205H171V207H172ZM195 206H196V204H195ZM32 207V206H31ZM68 207V206H67ZM66 207V208H67ZM160 207H161V205H160ZM159 207V208H160ZM13 208V207H12ZM12 208H11V211H12ZM53 208V207H52ZM69 208V207H68ZM71 208V211H72V207H70ZM75 208V206H73V209ZM122 208H124V207H122ZM126 208V207H125ZM169 208V207H168ZM178 208V207H177ZM196 208V207H195ZM37 209V208H36ZM136 209H138V208H136ZM140 209V208H139ZM188 209V208H187ZM16 210V209H15ZM40 210V209H39ZM47 210V209H46ZM52 210V209H51ZM51 210H49V212L51 211ZM70 210V209H69ZM142 210V209H141ZM140 210V211H141ZM154 210H155V208H154ZM164 210V209H163ZM54 211H55V209H54ZM128 211V210H127ZM134 211V210H133ZM165 211V210H164ZM184 211V210H183ZM191 211V210H190ZM24 212V211H23ZM27 212V211H26ZM31 212H32V210H31ZM49 212H48V214H49ZM53 212V210L50 212V214ZM64 212V211H63ZM159 212V211H158ZM157 212V213H158ZM188 212H189V210H188ZM187 212V213H188ZM7 213H9V212H7ZM42 213V212H41ZM44 213V212H43ZM82 213V212H81ZM155 213V212H154ZM190 213V212H189ZM24 214V213H23ZM28 214V213H27ZM50 214H49V217H50ZM55 214V213H54ZM58 214V213H57ZM62 215H63V213H61ZM61 214H59L58 216H60ZM127 214V213H126ZM152 214V213H151ZM262 214L264 215V213L262 212ZM52 216H56V214L55 215H53V214H51ZM72 215V214H71ZM164 215H166V214H164ZM9 216V215H8ZM33 216V215H32ZM39 216V215H38ZM64 217H65V215H63ZM124 216V215H123ZM149 216H151V215H149ZM155 216V215H154ZM2 217V216H1ZM17 217V216H16ZM29 217V216H28ZM37 217V216H36ZM45 217H47L46 215H45ZM62 217V216H61ZM107 217H105V219L107 220ZM157 217H159V215L157 216ZM156 217V218H157ZM32 218V217H31ZM44 218V217H43ZM54 218V217H53ZM101 218V217H100ZM111 218H114V217H111ZM141 218V217H140ZM163 218V217H162ZM9 219V218H8ZM34 219V218H33ZM119 219V218H118ZM133 219V218H132ZM137 219V218H136ZM16 220V219H15ZM45 220V219H44ZM64 220V219H63ZM143 220V219H142ZM141 219H140V222L142 221ZM147 220V219H146ZM31 221H33V220H31ZM50 220H48L47 222H49ZM135 221V220H134ZM144 221V220H143ZM150 220H148V222H149ZM152 221V220H151ZM200 221V220H199ZM205 221V220H204ZM53 222V223H52ZM52 222L50 221V224L48 225H46V222L45 223H43V220H42V223L40 222V224H42V226H39L40 224L38 223L37 225L38 226H35V224H34V228H32V229H30L29 230V234L28 235H25V236H27V237H25L24 235V238H22V239H20V240H16L14 243H10V241H11V239L13 240V238H9L10 240H9V244H8V242H2V241H0V264H22V263H24V261H27L26 259L30 256V250H28V252H26L27 251V246L25 245V244H27V241H29V242H31V243H34L35 244V242L37 241V243H39L38 241H40V242H42V240L41 239H43L44 238V236L42 237L41 235L42 234H44V233H46V232H48L47 234H48V236H47V238L48 239H46V240H48L46 243H50V244H52L51 246H53V244H54V242L56 241L55 239H57V238H55V239H53L54 237V235H53V233H54V225H55V222L52 220ZM60 224H61V222L60 221H58ZM58 222L56 221V224L58 225ZM109 222V221H108ZM129 222H130V220H129ZM128 222V223H129ZM131 222H132V220H131ZM139 221L137 222V224L138 223H140ZM213 222H215V221H213ZM228 222V221H227ZM11 223V222H10ZM22 223V222H21ZM30 223V222H29ZM52 223V224H51ZM66 223V222H65ZM113 223L114 224H116L117 226H120V225H124L125 223H127L126 221H124V220H121V221H119V220H114L113 221ZM123 223V224H122ZM134 223V222H133ZM159 223V222H158ZM166 223V222H165ZM203 223V222H202ZM54 224V225H53ZM130 224V223H129ZM135 224H136V222H135ZM136 224V225H137ZM150 224V223H149ZM167 224V223H166ZM165 224V225H166ZM204 224V223H203ZM207 224V223H206ZM210 224V223H209ZM11 224H9V226H10ZM45 225V226H44ZM57 225L55 226V228L57 227ZM68 225V224H67ZM115 225V226H116ZM142 225H143V223H142ZM148 225V224H147ZM161 225V224H160ZM256 225V226H255ZM262 225V224H261ZM2 226V225H1ZM80 226V225H79ZM140 226V225H139ZM163 226V225H162ZM168 226V225H167ZM189 226V225H188ZM206 226H208V225H206ZM210 226V225H209ZM61 225H59V227L58 228H60L61 229ZM64 227V226H63ZM78 227V226H77ZM95 227V226H94ZM141 227V226H140ZM149 227H150V225H149ZM155 227V226H154ZM232 227H234V226H232ZM235 227H236V225H235ZM24 228V227H23ZM30 228V227H29ZM67 228V227H66ZM70 228V227H69ZM119 229H120V227H118ZM126 228V227H125ZM136 228H137V226H136ZM139 228V227H138ZM142 228V227H141ZM230 228V227H229ZM228 228V229H229ZM240 228V227H239ZM63 229V228H62ZM72 229H73V227H72ZM95 229H100V228H96L95 227ZM143 229V228H142ZM148 229V228H147ZM151 229H154V228H151ZM189 229V228H188ZM193 229V228H192ZM198 229V228H197ZM201 227H200V229H198L199 231H201ZM227 229V230H228ZM231 229V228H230ZM156 230V229H155ZM175 230V231H174ZM197 230V231H198ZM209 230V229H208ZM235 230V229H234ZM56 231V230H55ZM58 231V230H57ZM98 231V230H97ZM137 231V230H136ZM158 231H159V229H158ZM196 231V228L195 229H193V230H191V232H189V234H187V236L188 235H190V233L192 234V235H190V237L193 239V237H194V240H197V239H195V237H197L198 236V233L199 232H197ZM16 232V231H15ZM20 232V231H19ZM59 232H60V230H59ZM63 232V231H62ZM106 232V231H105ZM105 232H103V230H102V232H101V234H98V236H100V237H98L97 239L98 240H96V241H93V240H91L93 237H89V235H91V234H88V233H86L85 232V230L84 229H80V230H75V231H73V233L72 232H70V233H72V234H68V235H70V236H72V238H73V240L75 239V240H78V244H80L79 243V241L80 242H82V243H86L87 244V246H86V244H85V247H88V248H90V252H92L93 251V249L91 250V248H94V249H100V248H102V249H104V247L103 246H105L106 245V243H107V241H108V237L107 236H109V235H107V236H105L104 234H106ZM126 232V231H125ZM135 232V231H134ZM138 232H140L139 230H138ZM153 232V231H152ZM197 232V233H196ZM202 232V231H201ZM200 232V233H201ZM57 233V232H56ZM65 233V232H64ZM77 234L76 236H74L73 234ZM102 233H104V234H102ZM111 233H113V232H111ZM137 233V232H136ZM150 233H151V231H150ZM158 233V232H157ZM182 233V232H181ZM199 233V234H200ZM9 234H10V232H9ZM18 234H20V233H18ZM58 234V233H57ZM66 234V233H65ZM93 234V233H92ZM95 234V233H94ZM93 234V235H94ZM97 234V233H96ZM130 234V233H129ZM21 235V234H20ZM51 235H53V236H51ZM59 235V234H58ZM93 235H91V236H93ZM118 235H121V234H119L118 233ZM131 235H133V234H131ZM136 235V234H135ZM140 235V234H139ZM143 235V234H142ZM146 235V234H145ZM151 235V234H150ZM178 235V234H177ZM182 235V234H181ZM184 235H185V233H184ZM197 235V236H196ZM230 235V236H229ZM2 236V235H1ZM15 236V235H14ZM50 236L51 237H53V238H50ZM70 236H68V239L69 238H71ZM86 236H88V238H86ZM95 236V235H94ZM147 236V235H146ZM145 236V237H146ZM46 237V236H45ZM95 237H97V236H95ZM94 237V238H95ZM115 237H116V235H115ZM114 237V238H115ZM125 238V237H127V236H122V238ZM132 237H134V236H132ZM179 237V236H178ZM186 237V236H185ZM201 237V236H200ZM17 238V237H16ZM71 238V239H72ZM91 238V239H90ZM109 238H111V237H109ZM128 238V237H127ZM136 238V237H135ZM198 238V237H197ZM70 239V240H71ZM96 239V238H95ZM116 239H117V237H116ZM132 239V238H131ZM134 239V238H133ZM203 239V238H202ZM45 240V239H44ZM43 240V241H44ZM111 241H112V239H110ZM123 240V239H122ZM126 240H128V239H126ZM138 240V239H137ZM141 240V239H140ZM144 240V239H143ZM150 240V239H149ZM199 240V239H198ZM201 240V239H200ZM222 240V239H221ZM220 240V241H221ZM4 241H5V239H4ZM8 241V240H7ZM69 240H67V242H68ZM116 241V240H115ZM204 241V240H203ZM207 241V240H206ZM218 241V240H217ZM263 241V240H262ZM28 242V244H30ZM45 242V241H44ZM117 242V241H116ZM37 243H36V247H38V245H37ZM43 243V242H42ZM109 243H110V241H109ZM118 243V242H117ZM263 243V242H262ZM27 244V245H28ZM65 244H66V242H65ZM76 245H77V243H75ZM189 244V243H188ZM47 245V244H46ZM49 245V244H48ZM83 245V244H82ZM115 245H117V244H115ZM119 245V244H118ZM200 245H202L203 247H201ZM208 245V244H207ZM264 245V244H263ZM32 246V245H31ZM44 246V245H43ZM74 246V245H73ZM81 246V245H80ZM84 246V245H83ZM107 246H108V244H107ZM122 246V245H121ZM260 246V245H259ZM35 246L33 245V247H31V248H34ZM40 247V246H39ZM42 247V246H41ZM40 247V248H41ZM110 247V246H109ZM112 247H114V246H112ZM119 248V247H118ZM25 249H26V251H25ZM37 249V248H36ZM105 249L107 250V248L105 247ZM105 249L104 250H101V251H104L103 252V254L105 253V254H107L106 252H105ZM38 250V249H37ZM42 250V249H41ZM109 250V249H108ZM226 250V249H225ZM238 251V250H237ZM117 252H118V250H117ZM234 252V251H233ZM38 253H39V251H38ZM100 253V252H99ZM110 253V252H109ZM107 254V255H111V254ZM230 253V252H229ZM239 253H241V252H239ZM34 254V253H33ZM101 254V253H100ZM217 254V253H216ZM215 254V255H216ZM231 254V253H230ZM13 255V259H11L10 261H9V257L10 256H12ZM96 255V254H95ZM97 255H98V253H97ZM114 255V254H113ZM134 255V254H133ZM138 255V254H137ZM141 255H142V253H141ZM104 257L106 256V255H103ZM177 256V257H176ZM37 257V256H36ZM161 257L159 258V259H161ZM210 257V256H209ZM236 257H238V256H236ZM257 257H258V254H257ZM31 258H33L32 256H31ZM35 258V257H34ZM147 258V257H146ZM254 258V257H253ZM261 258V257H260ZM36 259V258H35ZM233 259V258H232ZM30 260V259H29ZM37 260V259H36ZM147 260V259H146ZM234 260V259H233ZM264 260V259H263ZM149 261V260H148ZM149 261V262H150ZM237 261V260H236ZM157 262V261H156ZM155 262V263H156ZM160 263H161V261H159ZM158 262V263H159ZM206 262V261H205ZM205 262L203 263V264H205ZM219 262V261H218ZM228 262V261H227ZM164 263H162V264H164ZM238 264H242V262H237ZM27 264H28V262H27ZM202 264V263H201ZM213 264V263H212ZM223 264H229V263H223ZM231 264H235V263H231Z\"/></svg>",
    "mask_w": 264,
    "mask_h": 264
}]
</instances>
